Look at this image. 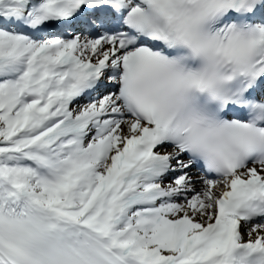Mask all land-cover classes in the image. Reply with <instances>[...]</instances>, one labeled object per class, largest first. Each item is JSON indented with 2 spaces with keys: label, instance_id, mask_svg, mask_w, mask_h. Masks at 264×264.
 <instances>
[{
  "label": "snow or ice",
  "instance_id": "1",
  "mask_svg": "<svg viewBox=\"0 0 264 264\" xmlns=\"http://www.w3.org/2000/svg\"><path fill=\"white\" fill-rule=\"evenodd\" d=\"M0 264H264V0H0Z\"/></svg>",
  "mask_w": 264,
  "mask_h": 264
}]
</instances>
